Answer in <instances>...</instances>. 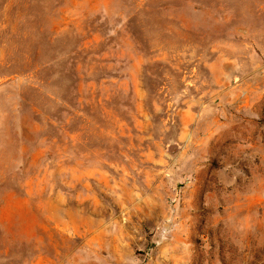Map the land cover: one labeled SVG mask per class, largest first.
<instances>
[{
	"label": "rangeland",
	"instance_id": "374dc122",
	"mask_svg": "<svg viewBox=\"0 0 264 264\" xmlns=\"http://www.w3.org/2000/svg\"><path fill=\"white\" fill-rule=\"evenodd\" d=\"M0 264H264V0H0Z\"/></svg>",
	"mask_w": 264,
	"mask_h": 264
}]
</instances>
